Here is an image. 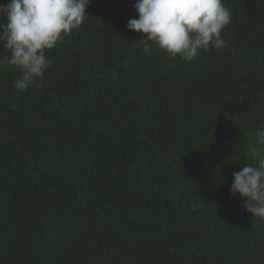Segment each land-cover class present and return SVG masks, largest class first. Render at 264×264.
<instances>
[{
	"label": "trees",
	"instance_id": "obj_1",
	"mask_svg": "<svg viewBox=\"0 0 264 264\" xmlns=\"http://www.w3.org/2000/svg\"><path fill=\"white\" fill-rule=\"evenodd\" d=\"M135 3L90 0L26 92L0 73V264H264L230 193L264 125V0H224L228 46L191 62L145 51Z\"/></svg>",
	"mask_w": 264,
	"mask_h": 264
},
{
	"label": "clouds",
	"instance_id": "obj_2",
	"mask_svg": "<svg viewBox=\"0 0 264 264\" xmlns=\"http://www.w3.org/2000/svg\"><path fill=\"white\" fill-rule=\"evenodd\" d=\"M90 0H9L0 5V73L18 70L12 84L16 94L26 92L50 68L46 51L77 30L88 17ZM138 18L127 29L143 33L145 51L153 45L172 58L191 62L201 50H221L228 45L221 33L232 21L224 0H136ZM246 164L233 174L230 188L244 201V209L264 220V125L249 133Z\"/></svg>",
	"mask_w": 264,
	"mask_h": 264
}]
</instances>
